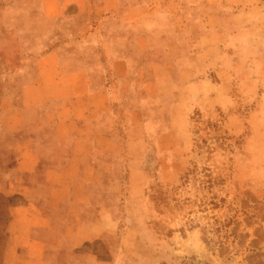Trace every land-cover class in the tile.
Returning <instances> with one entry per match:
<instances>
[{
  "label": "rangeland",
  "instance_id": "374dc122",
  "mask_svg": "<svg viewBox=\"0 0 264 264\" xmlns=\"http://www.w3.org/2000/svg\"><path fill=\"white\" fill-rule=\"evenodd\" d=\"M185 2L188 21L199 18L191 20L196 7L204 23L180 31L166 19L169 28L151 36L154 50L165 49L171 69L185 68L196 44L220 40L225 46L218 65L225 71L220 76L208 71L218 85L204 86L200 96L190 87L179 90L180 79L174 77L171 85L157 89L159 109L153 117L134 114L129 127L123 117L124 135L134 139L126 149L138 157L140 173L133 178V163L120 162L121 142L103 146L107 158L98 159V166L105 161L115 168L99 172L91 188H96L93 195L107 196L114 227L79 248L62 250L57 264H264V0ZM56 23L55 36L47 40L43 34L29 47L30 32ZM69 24L60 17L47 21L42 0H0V264L11 246L12 209L28 201L10 189L20 151L7 123L16 119L12 107L21 99L15 78L29 66L19 59L47 51L46 43L56 38L82 44ZM179 97L187 102L179 103ZM118 131L112 135L119 138ZM64 162L42 160L39 182ZM113 181L121 189L116 197L106 190ZM133 182L138 191H132Z\"/></svg>",
  "mask_w": 264,
  "mask_h": 264
},
{
  "label": "crops",
  "instance_id": "0c3cea01",
  "mask_svg": "<svg viewBox=\"0 0 264 264\" xmlns=\"http://www.w3.org/2000/svg\"><path fill=\"white\" fill-rule=\"evenodd\" d=\"M185 1L42 0L45 19L60 17L70 22L68 30L79 32L82 44L56 38L46 43L47 51L19 59L29 66L15 78L21 99L12 107L16 119L7 123L17 134L20 151L10 189L28 201L12 209L11 246L4 264H57L56 254L62 250L79 248L110 231L115 214L107 196L93 195L96 188H91L99 172L115 168L112 162L106 167L105 161L98 166V159L107 158L103 146L122 143L125 152L120 162L133 163L134 171L129 172L134 178L140 173L139 160L127 151L134 139L124 135L128 131L124 128L133 125L134 114L153 117L159 109L157 89L171 85L174 77L180 79L175 84L179 90L190 87L197 96L203 94L204 86L217 87L208 71H215V76L225 71L218 65L225 46L218 38L196 44L191 66L185 68L171 69L165 49L154 50L151 36L169 28L166 19L172 18L180 31L196 30L204 23L196 7L191 20L199 18L188 21ZM206 24L216 29L211 22ZM46 26L28 34L34 42L29 47L37 46L43 34L47 40L55 36L58 23ZM178 100L187 102L185 97ZM114 128L119 129V138L112 135ZM49 158L65 162L48 169L47 180L41 184L37 169ZM139 189L133 182L132 191ZM106 190L116 197L121 189L113 181Z\"/></svg>",
  "mask_w": 264,
  "mask_h": 264
},
{
  "label": "trees",
  "instance_id": "16d2710c",
  "mask_svg": "<svg viewBox=\"0 0 264 264\" xmlns=\"http://www.w3.org/2000/svg\"><path fill=\"white\" fill-rule=\"evenodd\" d=\"M105 173H106V172H105ZM105 173H104V174H105Z\"/></svg>",
  "mask_w": 264,
  "mask_h": 264
}]
</instances>
